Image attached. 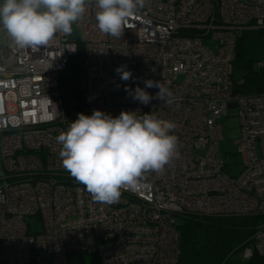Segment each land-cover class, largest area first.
Here are the masks:
<instances>
[{"label": "built area", "instance_id": "obj_1", "mask_svg": "<svg viewBox=\"0 0 264 264\" xmlns=\"http://www.w3.org/2000/svg\"><path fill=\"white\" fill-rule=\"evenodd\" d=\"M86 8L79 41L57 34L48 46L18 49L0 29V264H67L79 251L100 264H177V225L186 215L259 216L253 249L264 259V93L240 92L234 75L243 33L262 32L264 46V0H146L119 39L96 27L95 0ZM79 46L84 104L68 114L58 86ZM258 64L264 69V47ZM120 66L132 72L129 80L117 74ZM149 79L166 82L171 105L132 98ZM231 109L240 121L239 176L225 172L219 153ZM94 110L174 122L179 158L122 189L117 202H95L63 167L56 140L79 113ZM35 216L39 232L30 229Z\"/></svg>", "mask_w": 264, "mask_h": 264}, {"label": "clouds", "instance_id": "obj_2", "mask_svg": "<svg viewBox=\"0 0 264 264\" xmlns=\"http://www.w3.org/2000/svg\"><path fill=\"white\" fill-rule=\"evenodd\" d=\"M88 0H0V28L18 49L50 45L57 34H71L73 24L87 11ZM96 27L105 35L121 38L128 19L143 9L146 0H95ZM75 51L74 49H69ZM124 81L132 77L126 66L116 69ZM132 98L147 105L159 99L171 105L175 99L166 82L144 81ZM156 87L155 96L145 89ZM127 91V89H126ZM121 111L112 116L101 110L79 113L56 140L63 167L83 184L95 202L113 204L122 189L135 188L148 171L162 172L179 158L176 124L156 113Z\"/></svg>", "mask_w": 264, "mask_h": 264}, {"label": "trees", "instance_id": "obj_3", "mask_svg": "<svg viewBox=\"0 0 264 264\" xmlns=\"http://www.w3.org/2000/svg\"><path fill=\"white\" fill-rule=\"evenodd\" d=\"M261 37L262 32H246L237 44L234 75L242 80L239 88L242 93H264V69L257 70V59L250 57V46L261 42ZM82 62L83 52L79 46L78 54L60 76L58 90L68 114L83 108ZM179 221L180 254L177 264H227L233 254L253 246L261 218L255 215H186ZM92 258V264H100L95 255ZM247 264H264V259L254 250Z\"/></svg>", "mask_w": 264, "mask_h": 264}, {"label": "rangeland", "instance_id": "obj_4", "mask_svg": "<svg viewBox=\"0 0 264 264\" xmlns=\"http://www.w3.org/2000/svg\"><path fill=\"white\" fill-rule=\"evenodd\" d=\"M1 29V28H0ZM73 35L75 40L81 39V31L77 26V22L73 24ZM6 44L3 33L0 32V48ZM262 43L257 42L253 47L250 46V57L257 59L255 62V68L259 70L258 59L262 55ZM238 78V75L236 76ZM81 87L84 85V76L80 81ZM223 141L219 145V153L228 159V166L225 169L226 173H230L232 176H239L242 172V156L238 151V141L241 137L240 121L238 118L237 110L231 109L228 111L227 117L221 120ZM178 220V224H179ZM30 229L34 232H39L42 229L41 219L38 216L31 218ZM251 254L254 252L253 246L236 252L228 260L227 264H247L250 258H247L245 254L248 252ZM92 255L87 251L71 252L67 256V264H92Z\"/></svg>", "mask_w": 264, "mask_h": 264}]
</instances>
